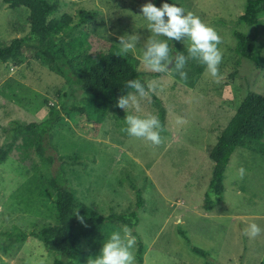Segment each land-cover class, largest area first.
Instances as JSON below:
<instances>
[{
    "label": "rangeland",
    "instance_id": "374dc122",
    "mask_svg": "<svg viewBox=\"0 0 264 264\" xmlns=\"http://www.w3.org/2000/svg\"><path fill=\"white\" fill-rule=\"evenodd\" d=\"M57 1L59 9L53 16L70 13L74 23L81 9L97 12L92 21L80 26L91 34L94 52L107 49L110 42L120 47L118 37L125 34L138 35L134 55L140 59L146 87L154 81L157 91L137 97L139 112L133 105L118 109L106 104V99L69 88L62 75L36 58L33 50L25 49L17 62L0 60V145L13 137V132L7 134L2 127L40 121L52 108H59L62 112L51 131L49 151L55 154L56 165L64 167L67 185L80 203L104 214L137 211L139 223L129 227L138 233L136 264L205 262L206 257L192 251L179 228L191 244L211 253L210 264H264V233L255 238L245 235L252 223L264 229V155L238 147L225 172L223 200L212 210L203 207L214 165L209 153L218 135L248 90L264 95V13L256 25H238L257 38V64L240 56L233 25L223 21H236L246 0H176L174 4L199 16L223 41L219 45L223 59L218 82L194 59L188 60L184 69L187 79L182 80L174 70L154 73L141 62L144 45L152 36L141 12L149 0ZM150 2L157 7L164 3ZM28 17L25 6L12 8L0 0V46L28 33ZM168 43L173 54L179 51L187 56L188 41ZM156 97L166 108L165 131L158 146L129 136L125 130L127 115H158ZM66 106L76 109L67 115ZM180 117L186 123L178 124ZM37 140L22 136L0 163V264H52L56 257L37 234H32L56 222L55 191L50 185L54 167L40 159ZM63 154L78 159L63 162ZM240 168L245 169L243 179L239 178ZM131 178L143 191L145 203L141 207L136 206ZM77 210L80 212V207ZM123 226L110 224L86 237L77 223L74 233L82 252L79 264H89L98 257L111 233ZM21 231L27 236L19 241L16 237ZM139 241L143 242V263L137 256Z\"/></svg>",
    "mask_w": 264,
    "mask_h": 264
},
{
    "label": "trees",
    "instance_id": "16d2710c",
    "mask_svg": "<svg viewBox=\"0 0 264 264\" xmlns=\"http://www.w3.org/2000/svg\"><path fill=\"white\" fill-rule=\"evenodd\" d=\"M3 1L12 8L19 6L28 8L30 29L27 34L15 37L9 44L0 46V60L13 59L17 62L25 49L33 50L36 58L64 77L69 88H75L97 99H106V104L114 105L118 109H120L117 106L118 98L134 92L133 89L125 88L126 81L140 79L145 83L144 72L140 69V59L133 53L119 56L117 53L120 47L111 42L107 49L100 52L92 51L91 34L80 26L92 21L97 15L96 11L81 9L78 20L74 23V16L70 13H64L61 17L53 16L59 9L57 0ZM162 1L174 4L176 0ZM262 13L264 0H246L244 11L236 21L223 19L225 23L233 25V34L237 40L236 50L240 56L249 58L257 64H259L256 54L257 38L239 29L238 25H256ZM155 105L164 126L166 108L158 97L155 99ZM63 108L67 115L76 109L75 106ZM61 112L59 108H52L50 115L43 120L12 122L9 126L2 127L7 134L13 132V137L0 145V163L7 159L22 136L38 138L35 144L37 154L45 164L54 167L50 174V185L55 191L56 222L43 226L32 234H37L41 238L47 250L56 253L52 264H79L82 252L74 233L77 223L82 226L83 236L89 237L110 224H124L133 229L139 223V216L135 209L104 214L79 202L75 191L67 185L69 179L64 167L56 165V156L49 151V146L52 145L51 131ZM240 146L264 155V95L252 89L248 90L236 113L221 130L216 144L210 150L209 156L214 165L203 204L206 210H212L223 200L225 172L234 151ZM60 156L63 162L78 159L67 154ZM130 183L135 191L136 206H143L145 197L142 189L134 178H131ZM79 207L81 209L79 216L84 218L83 223L75 215ZM179 232L186 238L193 252L206 257L202 264H210L213 260L211 253L191 244L182 228H179ZM132 234L138 235L136 230H132ZM26 236V232L21 231L16 238L21 241ZM137 256L139 263H143L142 241H139Z\"/></svg>",
    "mask_w": 264,
    "mask_h": 264
},
{
    "label": "clouds",
    "instance_id": "9594fccd",
    "mask_svg": "<svg viewBox=\"0 0 264 264\" xmlns=\"http://www.w3.org/2000/svg\"><path fill=\"white\" fill-rule=\"evenodd\" d=\"M142 16L148 21V28L152 36L145 43L141 62L154 73H168L174 70L182 80L187 79V72L184 71L189 59L197 60L206 66V71L213 78L219 80V65L223 59V52L219 45L223 43L221 36L211 26L207 25L199 16L177 4L164 2L157 7L152 2L141 7ZM164 37V39H158ZM120 51L119 56H126L128 53H135L140 37L136 34L118 37ZM188 41L187 56L183 52H172L168 41ZM170 66H172L170 68ZM125 88L133 89L118 98L117 106L127 110L130 105L140 111L137 97L145 98L150 93L157 91L154 81L147 82V87L140 79L128 80ZM127 128L129 136L143 139L154 146L162 143V133L165 131L159 116L147 113L143 117L139 115H127ZM178 124L186 123L183 117L177 119ZM239 178L243 179L245 169H239ZM75 215L83 223L84 218L79 216L77 210ZM264 233L256 223H252L245 229V235L255 238ZM137 238L127 226L113 231L107 241L103 244L101 254L95 259H90L89 264H136L135 246Z\"/></svg>",
    "mask_w": 264,
    "mask_h": 264
}]
</instances>
